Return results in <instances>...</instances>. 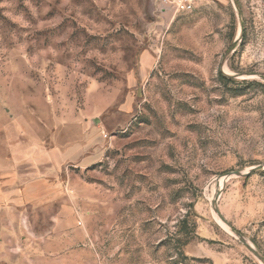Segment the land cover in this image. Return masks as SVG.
Masks as SVG:
<instances>
[{
	"label": "rangeland",
	"instance_id": "374dc122",
	"mask_svg": "<svg viewBox=\"0 0 264 264\" xmlns=\"http://www.w3.org/2000/svg\"><path fill=\"white\" fill-rule=\"evenodd\" d=\"M0 264H264V0H0Z\"/></svg>",
	"mask_w": 264,
	"mask_h": 264
},
{
	"label": "built area",
	"instance_id": "2783aa9c",
	"mask_svg": "<svg viewBox=\"0 0 264 264\" xmlns=\"http://www.w3.org/2000/svg\"><path fill=\"white\" fill-rule=\"evenodd\" d=\"M197 0H162L164 4L170 5L177 12L191 13L196 8Z\"/></svg>",
	"mask_w": 264,
	"mask_h": 264
},
{
	"label": "water",
	"instance_id": "95a60500",
	"mask_svg": "<svg viewBox=\"0 0 264 264\" xmlns=\"http://www.w3.org/2000/svg\"><path fill=\"white\" fill-rule=\"evenodd\" d=\"M254 170H255V169H254ZM235 175H237V176H242V175H244V174H241V173H235ZM260 258L263 259L261 256H260Z\"/></svg>",
	"mask_w": 264,
	"mask_h": 264
}]
</instances>
